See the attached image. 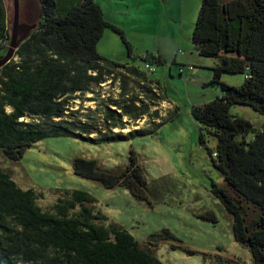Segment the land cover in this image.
<instances>
[{
  "label": "trees",
  "instance_id": "trees-1",
  "mask_svg": "<svg viewBox=\"0 0 264 264\" xmlns=\"http://www.w3.org/2000/svg\"><path fill=\"white\" fill-rule=\"evenodd\" d=\"M201 1L193 44L200 57L219 61L209 84L218 87L221 96L193 107L191 115L205 135L217 140L216 151L210 155L223 184L213 182L211 193L233 219L234 240L249 250L253 264H264V128L257 131L230 112L241 105L264 116V0ZM39 2L37 29L0 69L3 155L19 161L28 149L49 138L112 144L148 134L143 129L124 132L129 125L125 119L149 117L156 124L163 118L145 101L138 104L139 99L131 95L130 81L137 79L148 93L160 91V85L150 81L146 69L104 59L97 49L107 29L123 32L104 20L94 0ZM9 43V18L4 0H0V58ZM143 61L149 66L166 64L150 54ZM224 74L245 75L246 81L240 87L229 86L222 82ZM118 79L122 101L102 100L97 110L87 113L71 110L72 101L95 94L107 81ZM73 171L106 189L123 188L151 206L147 178L134 152L129 166L118 174L102 171L97 161L82 158L74 161ZM41 198L34 190L18 188L0 170V264H162L152 251L162 242H179L169 230H163L151 236L149 248H141L116 224H99L105 219L94 213L97 201L87 192L66 193L53 213L37 205ZM77 209L80 211L75 212ZM200 218L217 223L213 213Z\"/></svg>",
  "mask_w": 264,
  "mask_h": 264
},
{
  "label": "rangeland",
  "instance_id": "rangeland-1",
  "mask_svg": "<svg viewBox=\"0 0 264 264\" xmlns=\"http://www.w3.org/2000/svg\"><path fill=\"white\" fill-rule=\"evenodd\" d=\"M13 1L4 0L10 32ZM39 1L20 0L21 23H39ZM94 1L104 20L123 32L105 31L97 46L101 57L141 70H145L143 58L148 54L166 61L164 66L152 65L154 72L145 70L150 81L160 85V91L148 93L147 86L137 79L130 81L131 95L139 99L138 104L145 101L163 118L156 124L149 117L125 119L129 123L125 133L148 131L128 142L91 144L71 137L49 138L28 149L19 161L8 160L0 151V170L21 190L41 194L37 205L45 212L53 213L66 193L87 192L97 201L94 213L105 219L99 224H116L143 249L149 248L151 236L169 230L179 242H162L152 251L162 264H253L249 250L234 240L232 217L211 193L213 182L223 184L210 155L216 151L217 140L205 135L191 115L193 107L221 96L220 89L209 84L219 61L200 57L193 44L202 1ZM116 77L120 78L119 72ZM245 79V75H222V82L234 87L242 86ZM119 88L120 79L109 80L95 94L72 101L71 110L87 113L88 109L97 110L102 100L122 101ZM154 97L159 98L157 103L151 102ZM230 112L257 131L264 128V116L250 107L235 105ZM131 152L147 178L151 206L137 201L123 188L106 189L74 174L73 164L78 158L97 161L102 171L121 173L130 164ZM207 213L215 215L216 224L200 218ZM173 246L178 249L172 250Z\"/></svg>",
  "mask_w": 264,
  "mask_h": 264
},
{
  "label": "water",
  "instance_id": "water-1",
  "mask_svg": "<svg viewBox=\"0 0 264 264\" xmlns=\"http://www.w3.org/2000/svg\"><path fill=\"white\" fill-rule=\"evenodd\" d=\"M13 24L10 32V43L7 52L0 58V69L8 65L15 57L19 47L37 29V24L21 23L20 0H14Z\"/></svg>",
  "mask_w": 264,
  "mask_h": 264
},
{
  "label": "built area",
  "instance_id": "built-area-1",
  "mask_svg": "<svg viewBox=\"0 0 264 264\" xmlns=\"http://www.w3.org/2000/svg\"><path fill=\"white\" fill-rule=\"evenodd\" d=\"M145 69L150 72H154V68L152 66H149L148 64L145 65ZM182 72V71H181Z\"/></svg>",
  "mask_w": 264,
  "mask_h": 264
}]
</instances>
